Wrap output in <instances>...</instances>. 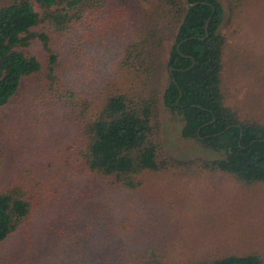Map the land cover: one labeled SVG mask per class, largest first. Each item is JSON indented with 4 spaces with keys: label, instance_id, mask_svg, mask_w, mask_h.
<instances>
[{
    "label": "rangeland",
    "instance_id": "rangeland-1",
    "mask_svg": "<svg viewBox=\"0 0 264 264\" xmlns=\"http://www.w3.org/2000/svg\"><path fill=\"white\" fill-rule=\"evenodd\" d=\"M97 1L98 16L58 39L53 75L42 46L33 45L43 73L24 79L0 109V193L27 184L42 199L0 243V264H145L153 255L164 264H193L252 253L264 262L263 184L181 166L148 172L131 190L85 171L78 157L82 125L130 86L119 66L121 47L157 0ZM233 1L219 0L228 40L225 90L231 105L255 109L264 120V0H241L232 13ZM9 5L0 0V9ZM172 45L164 44V65ZM168 77L165 70L159 90L163 153L180 163L221 158L182 137V122L162 102Z\"/></svg>",
    "mask_w": 264,
    "mask_h": 264
},
{
    "label": "trees",
    "instance_id": "trees-1",
    "mask_svg": "<svg viewBox=\"0 0 264 264\" xmlns=\"http://www.w3.org/2000/svg\"><path fill=\"white\" fill-rule=\"evenodd\" d=\"M9 1L11 5L0 9V109L17 94L24 79L43 73L38 55L30 51L35 43L46 52L47 71L53 75L61 34L93 20L102 9L97 0ZM241 4L234 0L232 13ZM224 19L219 0H157L150 16L129 30L119 66L130 86L110 95L101 111L82 125L78 157L86 172L131 190L141 187L148 172L181 166L223 173L248 186L264 185V120L255 109L231 105L225 90ZM167 41L173 45L164 65L161 55ZM165 70L169 77L162 102L182 122V137L221 158L180 163L163 153L158 113ZM25 186L11 185L0 193V243L19 231L42 204L39 189ZM145 264L164 263L153 255ZM193 264L264 262L252 253Z\"/></svg>",
    "mask_w": 264,
    "mask_h": 264
},
{
    "label": "water",
    "instance_id": "water-1",
    "mask_svg": "<svg viewBox=\"0 0 264 264\" xmlns=\"http://www.w3.org/2000/svg\"><path fill=\"white\" fill-rule=\"evenodd\" d=\"M185 42V41H184ZM178 49H179V47H178ZM174 71V69H170V72H171V74H172V72ZM182 97V93L180 92V98ZM180 100V99H179Z\"/></svg>",
    "mask_w": 264,
    "mask_h": 264
}]
</instances>
